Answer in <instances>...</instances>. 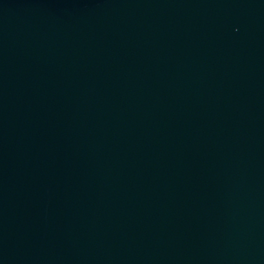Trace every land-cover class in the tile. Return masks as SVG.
Instances as JSON below:
<instances>
[{
	"label": "water",
	"instance_id": "water-1",
	"mask_svg": "<svg viewBox=\"0 0 264 264\" xmlns=\"http://www.w3.org/2000/svg\"><path fill=\"white\" fill-rule=\"evenodd\" d=\"M0 264H264V0H0Z\"/></svg>",
	"mask_w": 264,
	"mask_h": 264
}]
</instances>
